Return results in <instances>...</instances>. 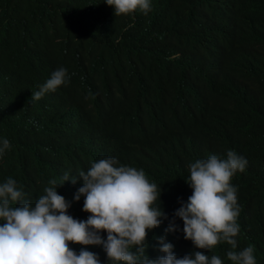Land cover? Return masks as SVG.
Masks as SVG:
<instances>
[{"label": "trees", "instance_id": "trees-1", "mask_svg": "<svg viewBox=\"0 0 264 264\" xmlns=\"http://www.w3.org/2000/svg\"><path fill=\"white\" fill-rule=\"evenodd\" d=\"M227 1L233 20L210 0H151L147 14L137 9L129 20L114 19L100 0H0V24L33 11L20 20L28 33L18 42L23 66L0 84V141L10 142L0 178L27 192L34 170L86 171L111 155L157 185L156 201L172 222L193 191L189 164L233 150L247 160L232 176L241 174L232 184L244 238L234 250L254 246L256 264H264V0ZM231 22L234 37L225 43L218 29ZM11 44L0 37V47ZM57 66L69 83L33 101ZM105 93L115 101L100 104ZM136 99L146 108H133ZM119 140L128 151L114 153ZM174 222L184 236L182 219ZM69 247L98 254L101 264H124L108 261L100 245ZM230 250L223 241L214 249L223 264H233Z\"/></svg>", "mask_w": 264, "mask_h": 264}, {"label": "clouds", "instance_id": "clouds-1", "mask_svg": "<svg viewBox=\"0 0 264 264\" xmlns=\"http://www.w3.org/2000/svg\"><path fill=\"white\" fill-rule=\"evenodd\" d=\"M150 1L100 0V4L114 19L129 20L137 9L147 14ZM210 1L228 10L233 20L235 11L227 0ZM31 14L33 11L13 13L0 24V37L12 40L11 45L0 47V84L23 66L24 57L18 55L24 53L25 46L18 42L28 33L20 20ZM231 24L218 29L225 43L234 37L229 31ZM69 80L67 69L52 68L37 84L40 90L32 94V100L66 86ZM219 80L227 81L224 71ZM114 101L106 93L99 98L100 104ZM133 108L146 107L137 100ZM9 148V140L2 139L0 159ZM121 150L128 151L125 140H119L113 149L114 153ZM91 162L86 171L34 170L28 174L27 192L14 178H0V264H101L98 254L86 248L77 254L69 242L100 245L108 261L124 264H223L224 253L214 251L221 241L231 245L227 258L233 264H256L254 246L234 250L244 238L243 233L237 237L240 208L237 188L232 184L241 174L232 176L247 165L235 151L229 150L226 158L213 154L189 164L186 182L193 191L187 202L181 201L172 222L165 221L167 216L156 201L161 190L147 180L143 170L117 166L111 155ZM175 217L183 221L184 236L175 225ZM242 223L246 226L244 220ZM101 231H106V239Z\"/></svg>", "mask_w": 264, "mask_h": 264}, {"label": "bare ground", "instance_id": "bare-ground-1", "mask_svg": "<svg viewBox=\"0 0 264 264\" xmlns=\"http://www.w3.org/2000/svg\"><path fill=\"white\" fill-rule=\"evenodd\" d=\"M102 6V5H101ZM95 17V16H94Z\"/></svg>", "mask_w": 264, "mask_h": 264}]
</instances>
